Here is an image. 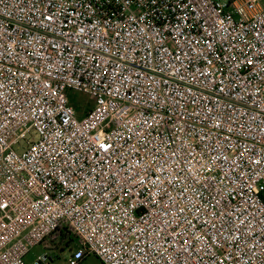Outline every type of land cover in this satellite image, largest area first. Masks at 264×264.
I'll return each instance as SVG.
<instances>
[{
  "label": "built area",
  "instance_id": "1",
  "mask_svg": "<svg viewBox=\"0 0 264 264\" xmlns=\"http://www.w3.org/2000/svg\"><path fill=\"white\" fill-rule=\"evenodd\" d=\"M63 234L65 264H264L262 0H0V264Z\"/></svg>",
  "mask_w": 264,
  "mask_h": 264
},
{
  "label": "rangeland",
  "instance_id": "2",
  "mask_svg": "<svg viewBox=\"0 0 264 264\" xmlns=\"http://www.w3.org/2000/svg\"><path fill=\"white\" fill-rule=\"evenodd\" d=\"M264 2V0H262ZM69 95L77 100L80 101V104L86 108L91 107V101L89 97L85 94L73 92L71 91ZM85 108V109H86ZM78 117L84 116V111L81 109L77 110ZM72 236V235H71ZM73 237V236H72ZM77 245L74 243H70L63 246H57L54 245L52 250L45 249L42 245H38L30 250L29 254L25 257L26 264H32L34 261L38 259V257L43 256L44 254L48 255V257L53 258L52 264H65L67 257L70 255V253L77 250ZM83 264H102L101 260L97 258L96 256H89L85 259Z\"/></svg>",
  "mask_w": 264,
  "mask_h": 264
},
{
  "label": "trees",
  "instance_id": "3",
  "mask_svg": "<svg viewBox=\"0 0 264 264\" xmlns=\"http://www.w3.org/2000/svg\"><path fill=\"white\" fill-rule=\"evenodd\" d=\"M77 110H78V107H76ZM75 242V239L70 235V234H63L61 239H60V242L57 246H63V245H67L70 244V243H74Z\"/></svg>",
  "mask_w": 264,
  "mask_h": 264
}]
</instances>
